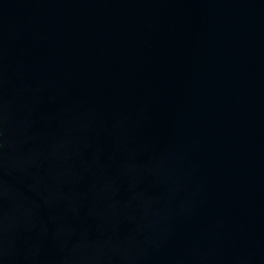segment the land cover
Masks as SVG:
<instances>
[{
  "label": "water",
  "instance_id": "water-1",
  "mask_svg": "<svg viewBox=\"0 0 264 264\" xmlns=\"http://www.w3.org/2000/svg\"><path fill=\"white\" fill-rule=\"evenodd\" d=\"M0 264H264V0H0Z\"/></svg>",
  "mask_w": 264,
  "mask_h": 264
}]
</instances>
